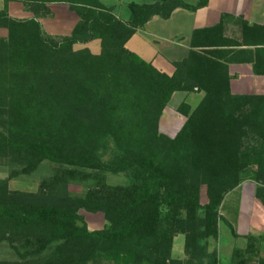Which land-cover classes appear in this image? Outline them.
Instances as JSON below:
<instances>
[{"label":"trees","instance_id":"1","mask_svg":"<svg viewBox=\"0 0 264 264\" xmlns=\"http://www.w3.org/2000/svg\"><path fill=\"white\" fill-rule=\"evenodd\" d=\"M16 2L32 17L15 19ZM61 3L79 19L69 36L45 33L40 18ZM208 0L129 3L122 21L100 0H4L0 10V243L16 258L0 264H221L207 240H216L226 196L249 181L264 206V95H235L230 64H250L264 76V27L234 21L239 36L225 35L224 18L192 32L186 58L165 74L126 45L153 18L196 12ZM98 41L93 54L78 45ZM176 93H202L170 138L160 119ZM56 165L35 193L11 191L9 181ZM124 175L126 186L105 176ZM90 182L82 197L68 182ZM205 188L206 204L201 203ZM103 215L106 226L89 231L79 212ZM184 237L183 261L171 257ZM227 264H248L264 239L246 236ZM250 261V260H249ZM257 264H264L259 259Z\"/></svg>","mask_w":264,"mask_h":264},{"label":"crops","instance_id":"2","mask_svg":"<svg viewBox=\"0 0 264 264\" xmlns=\"http://www.w3.org/2000/svg\"><path fill=\"white\" fill-rule=\"evenodd\" d=\"M100 2L102 1L100 0ZM153 2L155 0L151 3ZM3 7L4 0H0V10ZM48 8L52 13V17L39 19L45 33L54 38L69 36L79 21L77 15L71 12L67 5L61 3L51 4ZM8 13L10 17L15 19H29L32 17L21 4L16 2L8 4ZM224 16L226 17L224 18ZM222 17L224 18L226 36L233 34L239 36V27L234 21L235 18H242L249 25L264 27V0H208V5L196 12L176 9L168 20L153 17L142 30L136 32L128 43L137 36L141 37L146 50L143 53L138 51L134 53L139 54L141 58L144 57L145 61L152 63L158 69H163V72L169 75L173 72L172 64L186 58L190 48L192 32L216 26L220 23ZM127 20L128 18L122 21ZM6 35V31L0 29V37L5 38ZM228 72L232 94L264 95V76L254 75L250 64H230ZM181 94L176 93L173 96ZM202 98V93H191L182 99L193 110ZM164 135L173 138L176 134L165 133ZM256 190L257 186L254 183L246 181L232 192L237 194H228L224 200L221 216L224 221L233 227L235 236L230 231L229 248L223 250L220 241V226H227L224 222H220L218 238L207 240V252L216 251L218 261L221 264L229 263L235 248L245 250L246 236L251 235L260 238L264 235V206L261 200L256 198ZM179 236L174 238L171 257L174 260L183 261L185 259L183 236L179 247L181 249L180 254L177 257L173 256L174 244ZM242 257L248 261V264H257L259 259H264V239L258 241L254 254L250 252L243 253Z\"/></svg>","mask_w":264,"mask_h":264},{"label":"rangeland","instance_id":"3","mask_svg":"<svg viewBox=\"0 0 264 264\" xmlns=\"http://www.w3.org/2000/svg\"><path fill=\"white\" fill-rule=\"evenodd\" d=\"M102 4L106 7L112 8L116 17L121 20H125L129 17V11L127 5L129 3L135 4H150L153 0H101ZM186 3L194 4L197 0H183ZM4 36V33L2 34ZM61 39V37H60ZM86 47L93 54H98L100 51V46L98 41H92L86 45H78L75 49ZM127 49L133 52L143 53L146 50L145 43L141 37L137 36L131 40L130 43L126 45ZM137 54V53H136ZM139 55V54H138ZM140 56V55H139ZM141 57V56H140ZM142 59H145L142 57ZM173 65V64H172ZM156 68V67H155ZM162 73L163 69H158ZM166 74V73H165ZM190 94L182 93L181 95L173 96L169 107L165 109L163 117H161L159 122V129L162 134L169 133L170 135L177 134L185 122V118L177 113L176 109L179 104L185 100L182 98ZM183 96V97H182ZM178 98V99H177ZM177 100V101H176ZM176 105V106H175ZM58 167L56 165L50 164L48 162H43L39 165L36 170L27 176H20L9 181V189L11 191H20L26 193H35L41 183V181L52 177L54 171ZM8 177V168L0 166V179H6ZM106 183L110 186H126L128 180L124 175H110L105 176ZM91 187L90 182H68L66 189L69 195L74 197H82L86 191ZM237 194V193H230ZM201 203L206 204L205 188H201ZM80 216L83 217L84 223L86 224L89 231L101 230L106 226V222L103 215L100 213L91 214L83 210L79 212ZM220 238L223 250L229 248V238H231L230 230L224 225L220 226ZM182 243V236H179L175 241L173 256L177 257L180 254V244ZM16 258L14 252L9 248L7 243H0V261H11Z\"/></svg>","mask_w":264,"mask_h":264}]
</instances>
